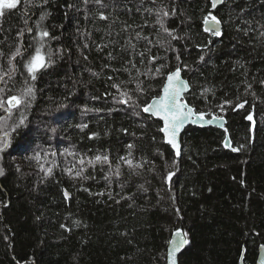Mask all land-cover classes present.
<instances>
[{
  "label": "trees",
  "instance_id": "obj_1",
  "mask_svg": "<svg viewBox=\"0 0 264 264\" xmlns=\"http://www.w3.org/2000/svg\"><path fill=\"white\" fill-rule=\"evenodd\" d=\"M35 2L29 10L20 0L0 18V75L15 43H32L34 33L17 37L25 12L33 28L48 13L43 27L52 39L45 49L54 61L30 81L22 63L28 49L13 61L12 79L0 81V138L10 133L0 151V264H166L176 230L188 239L179 264H238L243 248V263L254 264L264 245V0H225L213 13L210 0H104L106 9L94 0ZM161 4L175 9L166 27L176 39L155 24ZM212 14L222 24L220 38L202 30ZM125 24L133 27L123 31ZM135 32L151 44L136 41ZM150 57L157 60L149 64ZM130 60L141 72L153 70L154 78L139 77L143 93L135 91V69L131 76L123 70ZM178 66L190 85L187 104L226 120L230 150L223 131L190 127L176 157L161 123L143 113ZM26 79L35 99L6 112ZM124 91L135 104L117 102ZM21 117L25 125L12 132ZM97 155L109 162L89 165Z\"/></svg>",
  "mask_w": 264,
  "mask_h": 264
},
{
  "label": "snow or ice",
  "instance_id": "obj_2",
  "mask_svg": "<svg viewBox=\"0 0 264 264\" xmlns=\"http://www.w3.org/2000/svg\"><path fill=\"white\" fill-rule=\"evenodd\" d=\"M84 2L87 4L88 0H84ZM96 5L100 9H106L109 7L108 4L104 3V0H94ZM221 0H212V7L215 8L218 3H220ZM48 3V0H40L41 6ZM153 3H155V0H153ZM20 4V0H0V18H3L5 16L6 10H16ZM25 8L29 9L33 6H36L35 0H25ZM149 13H151L153 10L149 9ZM24 15V25L25 27L22 28L17 33V37L21 38L25 36V33H34L32 38V43H29L27 45H24L20 42L15 43L14 50L11 51L7 58L8 68L6 71H3V74L0 75V81H4V77H8V80H11L12 77L15 75L16 72V65L13 64V61L16 60L17 57H20L24 55L25 53H28V49H33V52L28 53V57L22 62L23 68L26 70L28 77L30 78V81H36L38 76L37 74L41 72V70L47 69L50 67L54 61H53V53L50 48L45 49V45L47 44L48 39H52L50 37V33L46 30V28L43 27V21L45 20L46 16L48 15L47 12H42L39 19L35 22V28L32 26H29L28 20L29 17H27V12L23 13ZM99 19L101 20H108L109 16L108 14H105L104 11H100L98 13ZM170 15H175V9L168 10L166 5L161 4L159 8L155 10V24L158 26V31H162L170 37L171 39H176L177 37L174 34V30H170L166 27V19ZM211 23L208 22V18H205V22L207 23V27L205 28V31L210 32L213 36H220L222 33L220 31L219 25L220 21L217 20L215 16L211 17ZM133 26L125 24L123 31H128ZM141 27V26H137ZM0 31H3L2 28H0ZM261 35H264V33H261ZM135 40L139 41L141 39L148 42V44H151V41L148 39L147 36H142L141 32H135ZM0 43H3V41H0ZM87 46V45H86ZM106 46V45H105ZM128 48H131L135 50L136 44L133 43L131 39L127 41ZM42 49H45L44 52H42ZM146 52H150V48H146ZM6 54L4 52H0V57L5 56ZM136 53L133 51V56H135ZM139 56L141 57V63H144V56L145 52H140ZM109 58H112V54L109 53ZM179 59V57H177ZM157 60V57H150L147 63L153 64ZM201 60H203V57H201ZM128 64L130 67H126L123 70L127 71L129 75H132V70L135 69L136 75L132 77V79L137 80L136 89L135 91L137 93H143L144 89L142 87L143 81H139L140 76L145 77H151L154 78L153 70L148 69L145 72H141L135 65L133 61H128ZM164 66L161 65L159 67H156L154 72L155 74H160L163 72ZM114 71H120L119 69H115ZM181 67H177L174 71H171L167 74L166 83L162 89L163 95L156 96L152 99L151 103H148L147 105L142 107V111L144 113H150L153 116L159 117L161 121H163V127L160 128V132H162L166 138V143L171 145L173 148L177 147L176 144V138L181 130V128L184 126L185 122L188 121L191 117L195 116V119H192V122L195 123L198 119H203L204 114L199 113L196 114L194 112V109L189 107V105L185 102H181V94L185 90L186 85L181 80ZM109 80H112L113 77L109 76ZM5 84H7V81H4ZM264 83V81H262ZM114 88H117L119 90L120 85L113 83L111 85ZM248 88H251V85L248 86ZM5 89H0V92H3ZM207 91V89H205ZM120 99L117 101L121 104H135L136 102L132 99V96L129 95L127 91L120 93ZM35 99V87L32 83L29 82V80H25V86L21 90V93L19 96L12 95L8 97L7 105L8 107L5 108L6 112H11V109L13 107H19L21 104H23L25 107L29 106L31 103V100ZM4 107V101L0 100V108ZM237 107H242V105H237ZM249 120L252 119V116L250 115L248 117ZM211 122V121H209ZM25 125V118L21 117V119L15 123L11 131L16 132L19 129H21ZM54 131V130H53ZM9 132H4L3 137L0 138V151H3L5 148L8 147L9 144ZM133 145H128V148L131 149ZM233 151H237V149H233ZM130 155V153H129ZM35 159L40 158V154L37 153L34 157ZM121 160H125L129 166L132 165V162L130 160H127L125 157H121ZM109 162V158L107 155H97L92 160L88 161L89 165L94 166L95 164H106ZM80 164H84L85 161L81 159L79 161ZM139 167V165H137ZM45 172V176H50L52 174V169H41ZM71 169H69V173L71 174ZM83 169L77 171L75 175L77 177L81 176V172ZM119 173L117 172V175ZM0 175H3V169H0ZM171 173H169V177H171ZM107 178V177H106ZM67 192L65 193V196L67 197ZM63 227V226H62ZM187 240H182L181 245L187 244ZM180 250V246L178 245L175 249L170 251L168 253V264H176V258L175 253Z\"/></svg>",
  "mask_w": 264,
  "mask_h": 264
},
{
  "label": "water",
  "instance_id": "obj_3",
  "mask_svg": "<svg viewBox=\"0 0 264 264\" xmlns=\"http://www.w3.org/2000/svg\"><path fill=\"white\" fill-rule=\"evenodd\" d=\"M224 1L225 0H221V2L218 3L215 8H213L212 7V0H210V11L213 13L215 10H217L219 7H221L224 4ZM212 16H214V15L213 14L210 15V17L208 18V22L209 23L212 22L211 21V17ZM217 20H219V19L217 18ZM207 26L208 25H207V23L204 20L203 26H202V30L205 33L211 34L210 32L205 31V28ZM219 28H220V31L222 33V24H221V22H220ZM221 35L220 36H215V37L220 38ZM180 75H181V80L186 85L185 90L181 94V102L187 103L186 100H185V96L190 92V85H189L188 81H186L183 78L182 73ZM165 83H166V79H165V82H164V84H163V86L161 88L160 95H163L162 89H163ZM151 101L149 103H151ZM189 107H191V106H189ZM144 114L146 116H149V117L153 118L156 121H159L161 123V127H163V121H161L159 119V117L153 116L150 113H144ZM196 114H199V113H196ZM192 119H195V116L191 117L188 121H186L185 124H184V126L181 128V130H180V132H179V134H178V136L176 138V144H177V147L176 148H173L171 145H169V144L166 143V138H165L164 134L161 132V134L163 136V139H164V142L170 147V149L173 151V153H174V155L176 157L179 156V152H180V139H181V136L183 135V133L185 132V130L188 129V128H190V127L191 128H198V129L215 128V129H218V130L223 131L225 133V139H224V142H223V148L225 150H230L231 149L230 139H229V136L226 133V129H225L226 120L224 118L214 117V116L213 117H210V118H206L204 116L203 119H198L195 123L192 122ZM209 121H211V122H209ZM169 181H170V179L168 180V183H169ZM65 193H66V191L63 190V196H64L65 200H68L70 196L67 193L68 195L66 197L65 196ZM182 240H187L188 241L186 234L182 230H176V231H174L172 233V235L170 237V240H169V243H168V246H167V250H166V264H168V253L170 251H172L173 249H175L178 245L180 246V250L175 253V258H176V264H179V257L186 250V248L188 246V243L181 245V241ZM244 254H245V249L243 248L242 249V252H241V255H240V258H239V261H238V264H244L243 263V261H244ZM254 264H264V245H259L258 250H257V258H256Z\"/></svg>",
  "mask_w": 264,
  "mask_h": 264
},
{
  "label": "bare ground",
  "instance_id": "obj_4",
  "mask_svg": "<svg viewBox=\"0 0 264 264\" xmlns=\"http://www.w3.org/2000/svg\"><path fill=\"white\" fill-rule=\"evenodd\" d=\"M7 115V114H6Z\"/></svg>",
  "mask_w": 264,
  "mask_h": 264
}]
</instances>
